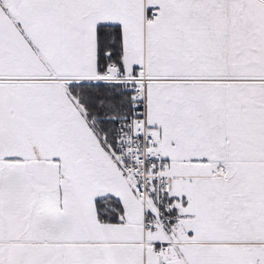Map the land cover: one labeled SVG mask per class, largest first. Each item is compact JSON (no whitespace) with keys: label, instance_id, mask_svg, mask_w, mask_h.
<instances>
[{"label":"snow or ice","instance_id":"snow-or-ice-1","mask_svg":"<svg viewBox=\"0 0 264 264\" xmlns=\"http://www.w3.org/2000/svg\"><path fill=\"white\" fill-rule=\"evenodd\" d=\"M0 264H264V0H0Z\"/></svg>","mask_w":264,"mask_h":264}]
</instances>
